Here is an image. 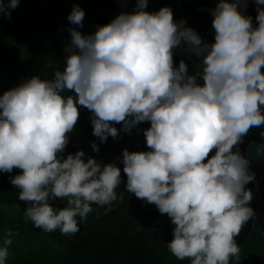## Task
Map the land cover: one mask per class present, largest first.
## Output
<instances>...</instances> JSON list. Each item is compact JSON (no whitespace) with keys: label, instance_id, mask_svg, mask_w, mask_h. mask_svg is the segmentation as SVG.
Listing matches in <instances>:
<instances>
[{"label":"clouds","instance_id":"clouds-1","mask_svg":"<svg viewBox=\"0 0 264 264\" xmlns=\"http://www.w3.org/2000/svg\"><path fill=\"white\" fill-rule=\"evenodd\" d=\"M19 3L0 0V14L10 19ZM255 3L256 27L240 11L248 0H219L210 10L212 44L184 20L176 22L170 7L146 11L148 0L88 35L78 30L85 12L74 6L67 19L77 27L68 29L63 71L52 79L34 76L0 96V173L21 170L10 182L28 205L25 220L46 233L74 236L93 205L106 215L125 199L116 191L122 183L116 164L85 161L83 151L63 156L83 107L100 143L150 122L143 132L150 151L122 153L125 191L171 219L172 255L191 264L238 262L236 237L255 215L246 188L255 173L233 148L264 126V0ZM182 44L202 70L189 74L183 59L174 67ZM121 123L118 131L113 124ZM91 147L99 151L96 143ZM57 199L65 206H54ZM12 235L0 240V264Z\"/></svg>","mask_w":264,"mask_h":264},{"label":"trees","instance_id":"trees-1","mask_svg":"<svg viewBox=\"0 0 264 264\" xmlns=\"http://www.w3.org/2000/svg\"><path fill=\"white\" fill-rule=\"evenodd\" d=\"M218 2L219 0H148L145 10L151 13L170 7L176 22L184 20L186 27L192 28L204 42L212 44L215 42V30L210 10L215 9ZM136 3L137 0H20L18 10H11V18H7L10 39H0V96L34 76L52 79L55 71H63L66 67V49L71 43L68 29L77 27L67 19L74 6L78 5L85 12L83 28L78 30L88 35L93 34L97 26L107 25L122 12H133ZM257 7L255 0H248L247 8L240 9L243 14L252 17L254 27L258 26ZM260 7L264 8V5ZM105 10L108 11L107 14H104ZM182 59L188 66L189 74L202 70L200 59L189 53L187 46L183 44L174 51V67L178 68ZM261 71L264 74V68ZM63 95L75 93L67 91ZM79 112L78 122L73 132L68 134L69 143L63 156L66 158L69 154L83 151L85 161L93 158L102 164H116L121 169L122 179L116 191L118 194L123 192L125 199L114 202L113 210L106 215L103 208L93 205V212L79 224L80 231L74 236H63L59 230L46 233L24 218L28 205L19 200V189L10 182V178L21 174V170L0 173V240L9 230L13 233L6 264L34 255L28 246L30 239L38 241L45 248L44 253L49 254L58 264H167L162 256L153 255L152 244L169 250L167 244L173 239L175 225L154 204L125 191L127 177L123 173L122 153L125 149L129 152L150 151L143 135L144 130L150 127V122L140 123L132 129L131 134L121 131L118 137L109 136L106 142L100 143L99 138L93 135L92 113L83 107L79 108ZM113 126L119 131L123 124ZM262 131L264 126L250 129L243 142L233 148V151L239 148L249 161L250 172L255 173V179L246 185L253 192V200L249 206L253 208L255 215L236 237L242 252H259L264 245ZM93 143L98 145V152L93 151ZM211 155L214 152L210 157ZM52 203L60 208L65 206V201L59 199ZM13 221L17 224L10 225Z\"/></svg>","mask_w":264,"mask_h":264},{"label":"rangeland","instance_id":"rangeland-1","mask_svg":"<svg viewBox=\"0 0 264 264\" xmlns=\"http://www.w3.org/2000/svg\"><path fill=\"white\" fill-rule=\"evenodd\" d=\"M18 8L15 9L17 11ZM107 10L104 11V14H107ZM11 36L10 27L7 22V18H3L0 16V39L1 38H9ZM9 223V222H8ZM17 222L13 221L10 225H16ZM28 246L31 247L33 251V256L15 259L12 264H58L49 256V254L44 253L45 248L40 245L38 241H34L33 239L28 240ZM153 245V255L156 257L162 256L164 260H167V264H191L189 259L178 260L176 257L172 255L170 250H163V247L157 244ZM264 264V245L262 249L257 251L248 250L246 252H240L239 261L237 262L235 258L230 260V264Z\"/></svg>","mask_w":264,"mask_h":264}]
</instances>
